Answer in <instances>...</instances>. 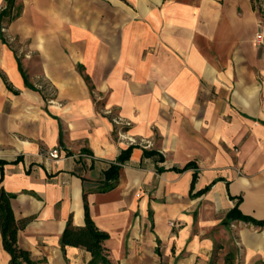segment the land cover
I'll return each mask as SVG.
<instances>
[{
    "label": "crops",
    "instance_id": "crops-1",
    "mask_svg": "<svg viewBox=\"0 0 264 264\" xmlns=\"http://www.w3.org/2000/svg\"><path fill=\"white\" fill-rule=\"evenodd\" d=\"M253 4L14 0L0 21L19 38L0 33V188L15 195L21 249L38 264H89L60 244L67 223L85 225L86 191L112 264H264V16ZM113 115L139 144L98 192L130 146ZM52 148L59 159L43 157ZM235 205L249 222L225 223Z\"/></svg>",
    "mask_w": 264,
    "mask_h": 264
},
{
    "label": "trees",
    "instance_id": "trees-1",
    "mask_svg": "<svg viewBox=\"0 0 264 264\" xmlns=\"http://www.w3.org/2000/svg\"><path fill=\"white\" fill-rule=\"evenodd\" d=\"M6 7L0 11V21L6 16H9L13 7L14 0H5ZM254 8H256L261 15L264 16V8L261 6V0H253ZM3 40V38H1ZM88 80L87 77H85ZM134 145H130L127 149L122 150L117 156L114 162H111L108 169L104 172V177L99 186L96 188L98 192H107L113 189L118 181L119 170L125 163L129 160L132 149ZM154 152L144 151V156H153ZM161 160V159H160ZM194 167V163L186 164L182 169H177L178 172H183ZM162 171V170H159ZM197 179V173L194 172L190 185V193H192ZM209 190V186L196 192L193 196H200ZM86 191L83 193L84 199V221L85 225L83 227L77 228L73 227L70 223H67L61 238L60 244L62 247L72 246V247H82L87 250L92 259L89 264H112L107 259V249L104 247L103 243L109 238L106 232L100 231L92 221L89 215V208L86 202ZM15 195L5 192L0 188V234L2 238L3 249L9 254L10 262L9 264H38L34 260L31 254L21 249L17 245V233L23 228V224H20L15 220L13 215L10 201ZM241 198L238 199V202ZM231 220H239L242 222H249L250 219L242 215L238 206L235 207L227 213L225 223ZM258 225H263L258 222Z\"/></svg>",
    "mask_w": 264,
    "mask_h": 264
},
{
    "label": "rangeland",
    "instance_id": "rangeland-1",
    "mask_svg": "<svg viewBox=\"0 0 264 264\" xmlns=\"http://www.w3.org/2000/svg\"><path fill=\"white\" fill-rule=\"evenodd\" d=\"M3 6H4V3L2 5V7ZM261 6H262V8H264V0H261ZM19 11H20V7H17L16 10L14 11V17L15 16H18ZM5 19L6 20H10L11 17H6ZM0 33L1 34H4V38L3 39L5 41H7V42L13 41V40H19V38L12 37V36L9 35V33L7 32L6 25L1 26ZM22 51H26V50H22ZM79 71H82V70H79ZM87 83L89 84V81H87ZM90 88H91V86H90ZM113 118L114 119H117V120H121V122L123 121V119L120 116H118V115H113V117L111 118V121H112ZM112 124H113V134H114L115 138L116 139H121V140L122 139L127 140L128 138L125 136V129H124L126 127V125H124V124L117 125L113 121H112ZM133 144H137L138 145L139 143L134 140V143Z\"/></svg>",
    "mask_w": 264,
    "mask_h": 264
},
{
    "label": "built area",
    "instance_id": "built-area-1",
    "mask_svg": "<svg viewBox=\"0 0 264 264\" xmlns=\"http://www.w3.org/2000/svg\"><path fill=\"white\" fill-rule=\"evenodd\" d=\"M262 42H263L262 35L260 33H257L255 35V43H256V45H261ZM107 113L110 114V111H108ZM112 121L115 124H117V125H119V124L127 125V123H125L123 121L121 122V120H117V119H114V118L112 119ZM127 141H128V143L130 145H137V144H133L134 143L133 139L128 138ZM42 155L45 158H49V159H52V160H57V159H59L61 157V152H60V150L58 148H52V149L43 150L42 151Z\"/></svg>",
    "mask_w": 264,
    "mask_h": 264
}]
</instances>
